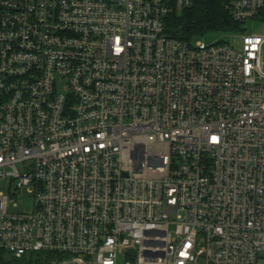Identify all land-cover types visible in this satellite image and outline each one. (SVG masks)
<instances>
[{"label": "built area", "instance_id": "built-area-1", "mask_svg": "<svg viewBox=\"0 0 264 264\" xmlns=\"http://www.w3.org/2000/svg\"><path fill=\"white\" fill-rule=\"evenodd\" d=\"M191 3L0 0V252L264 264V35L171 36ZM229 9L264 23V0Z\"/></svg>", "mask_w": 264, "mask_h": 264}, {"label": "trees", "instance_id": "trees-1", "mask_svg": "<svg viewBox=\"0 0 264 264\" xmlns=\"http://www.w3.org/2000/svg\"><path fill=\"white\" fill-rule=\"evenodd\" d=\"M230 4L231 0H192L191 5L167 18V31L171 36L189 42L213 31H242V24L232 16ZM50 256L34 252L21 260L27 261V264H42ZM11 260L7 254L0 252V261L9 263Z\"/></svg>", "mask_w": 264, "mask_h": 264}, {"label": "rangeland", "instance_id": "rangeland-1", "mask_svg": "<svg viewBox=\"0 0 264 264\" xmlns=\"http://www.w3.org/2000/svg\"><path fill=\"white\" fill-rule=\"evenodd\" d=\"M242 29H247V31L251 34L253 33H261L264 35V23L261 20H253L249 19L242 25ZM242 35L241 31H213L208 34L198 36L194 38V42H202L206 44L213 43H227L235 48L242 47ZM20 169L23 171V167L20 166ZM0 191L5 195L10 194V179L7 178L5 180L0 181ZM34 207L33 194L29 192L26 188L21 194H19L16 198H11L9 212L11 214H19L23 212H31ZM10 264H27L28 262L25 260L12 259Z\"/></svg>", "mask_w": 264, "mask_h": 264}, {"label": "water", "instance_id": "water-1", "mask_svg": "<svg viewBox=\"0 0 264 264\" xmlns=\"http://www.w3.org/2000/svg\"><path fill=\"white\" fill-rule=\"evenodd\" d=\"M187 29H188V27H187Z\"/></svg>", "mask_w": 264, "mask_h": 264}]
</instances>
